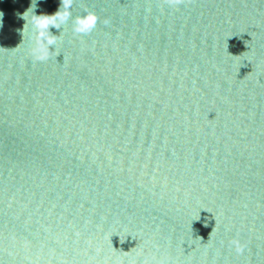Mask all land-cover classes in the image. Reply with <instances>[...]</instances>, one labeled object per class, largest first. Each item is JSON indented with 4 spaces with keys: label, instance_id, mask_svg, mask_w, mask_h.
<instances>
[{
    "label": "water",
    "instance_id": "95a60500",
    "mask_svg": "<svg viewBox=\"0 0 264 264\" xmlns=\"http://www.w3.org/2000/svg\"><path fill=\"white\" fill-rule=\"evenodd\" d=\"M60 7L0 0V264H264V0H73L39 61Z\"/></svg>",
    "mask_w": 264,
    "mask_h": 264
},
{
    "label": "clouds",
    "instance_id": "9594fccd",
    "mask_svg": "<svg viewBox=\"0 0 264 264\" xmlns=\"http://www.w3.org/2000/svg\"><path fill=\"white\" fill-rule=\"evenodd\" d=\"M163 3L169 7H175L184 3V0H163ZM72 4L73 0H61L62 12L60 7L52 15H36L38 19L35 21V29L42 46L37 51H34L32 55L39 61L49 59V52L54 49L53 46L57 43L55 39L57 35H53L49 29L50 27L59 29L69 21L72 17ZM97 21L98 17L92 12L82 14L73 21V31L77 34H89L95 29Z\"/></svg>",
    "mask_w": 264,
    "mask_h": 264
}]
</instances>
